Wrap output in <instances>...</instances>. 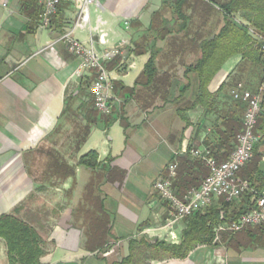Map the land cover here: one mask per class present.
Here are the masks:
<instances>
[{
    "label": "crops",
    "instance_id": "1",
    "mask_svg": "<svg viewBox=\"0 0 264 264\" xmlns=\"http://www.w3.org/2000/svg\"><path fill=\"white\" fill-rule=\"evenodd\" d=\"M6 1L0 6V215L18 209L36 227L46 248L42 264H109L128 254L131 238L178 243L186 219L167 223L171 212L155 181L173 162L178 174L181 156L194 157L191 150L212 147L221 115L242 120L244 104L231 94L236 83L252 92L260 84V73L239 65L237 54L207 84L212 109L194 105L199 78L185 68L200 56L197 27L212 38L223 24L221 11L182 6L183 19L170 0L90 5L73 35L96 50L119 49L106 64L114 104L103 115L90 93L94 70L77 73L79 59L59 40L78 16L76 6L62 2L41 28V0ZM151 56L155 71L148 76ZM90 151L97 154L93 167L79 163ZM196 158L201 163L190 172L199 176L189 186L208 174L205 160ZM0 264H8L2 238ZM149 264H264V244L213 242L185 258Z\"/></svg>",
    "mask_w": 264,
    "mask_h": 264
},
{
    "label": "trees",
    "instance_id": "2",
    "mask_svg": "<svg viewBox=\"0 0 264 264\" xmlns=\"http://www.w3.org/2000/svg\"><path fill=\"white\" fill-rule=\"evenodd\" d=\"M184 2L185 0H170L183 19L185 16L180 10ZM217 7L223 15L222 26L212 38L201 40L196 44L200 56L195 63L185 68L186 72L192 71L198 75L199 88L194 105H201L205 111L212 109L215 97L207 90V84L223 62L231 56L239 54L241 57L239 65L255 68L256 72L260 73V84L255 93L264 82V0H225ZM235 15L239 16L240 20L236 21ZM154 71V57L151 56L145 65L144 73L152 76ZM223 87L224 83L218 91L220 92ZM237 101L244 104L245 110L246 103L240 99ZM259 107L255 132L264 139V83L260 92ZM233 114L228 112L221 115L219 117L221 122L211 130L214 144L209 150L216 159H218L217 155L225 156V159L228 157L236 145L237 134L242 130V120ZM179 115L188 125L182 109H179ZM260 139L254 147L253 159L251 158L238 173L240 178L249 180L253 191L244 193L241 196L243 199H240L237 205L219 199L204 211L186 218L182 237L178 243L159 239L150 240L146 237L131 238L128 254L119 261L109 264H149L151 260L185 258L196 246L216 242L214 229L223 222H231L252 207L254 197L264 189V165L262 167L259 165L264 157V150L260 148H264V145ZM181 157L178 174L176 172L177 178L175 177L173 182L177 193L197 186H189L190 183L198 180L199 176L198 173L190 170L201 163L196 157L190 158L189 155ZM79 163L95 166L96 152L90 151L81 156ZM0 238L5 243L8 264H42L41 257L46 253L45 242L36 227L28 218L21 216L18 209L0 215ZM222 238L226 244L235 248L242 245L264 244V223L246 227L238 232L224 231Z\"/></svg>",
    "mask_w": 264,
    "mask_h": 264
},
{
    "label": "built area",
    "instance_id": "3",
    "mask_svg": "<svg viewBox=\"0 0 264 264\" xmlns=\"http://www.w3.org/2000/svg\"><path fill=\"white\" fill-rule=\"evenodd\" d=\"M100 1L41 0L42 10L39 14V20L41 28H48L51 24L52 16L56 14L58 6L62 2L76 6L78 16L59 36V40L63 41L68 50L79 59L80 63L77 73L83 69L94 70V78L90 85L93 107L103 115H111L114 104L113 83L106 64L115 55L119 54V49L117 47H108L103 50H96L92 45H87L73 35L74 29L87 20L88 7L93 4H99ZM0 6L6 7L7 1L0 0ZM263 83L256 93L244 89L241 83H238L231 91L234 99H240L246 103V108L242 117V130L237 134L236 145L226 159L218 161L209 149L191 150V155L205 160L209 169L208 174L198 186L187 189L181 198L178 197L173 186V179L176 177L178 167L176 162L168 165L166 177L155 181L154 189L170 208L172 218L167 222L169 225L204 211L213 204L215 199L232 202L240 199L244 193L253 191L249 180L240 178L238 173L251 160L254 147L259 140V135L256 134L255 128L260 110L259 100ZM263 223L264 189L254 197V205L252 207L231 222L219 224L216 230L238 232L246 227L258 226Z\"/></svg>",
    "mask_w": 264,
    "mask_h": 264
},
{
    "label": "rangeland",
    "instance_id": "4",
    "mask_svg": "<svg viewBox=\"0 0 264 264\" xmlns=\"http://www.w3.org/2000/svg\"><path fill=\"white\" fill-rule=\"evenodd\" d=\"M212 1H214L215 3H213V2H210L209 0H185V2L181 5V6H206L207 8H209V10H208V15H210V14H212L213 13V11L215 10L214 8H216V9H219L217 6L218 5H220L221 4V0H212ZM215 12V11H214ZM213 16V15H212ZM214 17H215V15H214ZM238 18H240L239 16H237ZM237 18V20L236 21H238V20H240V19H238ZM197 29H199V33L198 34H201L200 32H202V34H201V36L199 37V40L201 41V40H204V39H206V37H205V34H207V30H208V28H205V27H197ZM176 34V33H175ZM176 44V43H175ZM174 43H171V44H169V47L171 46V47H173L174 45H175ZM190 50H193V49H190ZM187 52H191V51H189V49H187L186 50V53ZM248 90H250V89H248ZM251 91V90H250ZM252 92V91H251ZM259 138H261L262 139V137H260V135H259ZM260 139V140H261ZM262 144L264 145V139H262ZM260 150H264V148H260ZM254 157V156H253ZM253 157H252V159H253ZM263 160V162H264V157H262V159H261V161ZM208 172H209V169H208ZM178 197H182V196H180V195H178ZM240 199H243V197L242 198H240ZM240 199H237V200H234V201H232V203H234V205H237L239 202H240ZM231 203V202H230ZM169 208V207H168ZM170 209V208H169ZM214 232H215V234H217V238H216V236H215V239H214V241H216V242H219V243H224V241H223V238H222V233L224 232V231H217L216 230V228L214 229ZM229 232V231H228ZM103 248H101V250H102Z\"/></svg>",
    "mask_w": 264,
    "mask_h": 264
}]
</instances>
